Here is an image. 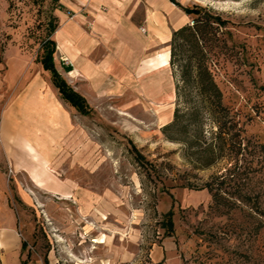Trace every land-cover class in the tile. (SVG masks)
Instances as JSON below:
<instances>
[{"label":"rangeland","instance_id":"1","mask_svg":"<svg viewBox=\"0 0 264 264\" xmlns=\"http://www.w3.org/2000/svg\"><path fill=\"white\" fill-rule=\"evenodd\" d=\"M4 1L0 218H13L11 234L19 246H0V264L23 259L27 264H264V213L256 208L264 210V0L185 2L221 14L229 44L218 70L223 101L230 107L226 131L217 135V123L202 113L197 121L204 132L189 148L163 132L182 104L171 64L152 79L128 78L102 93L79 73L68 72L62 61L71 58L56 52L58 69L90 104L82 113L61 97L38 60L50 13L58 15L66 5L62 0ZM34 71L45 80V103L51 93L69 114L64 133L61 124L48 127L49 147L43 143L45 119L37 118L43 114L42 99L19 96ZM55 115L63 123L61 113ZM33 142H41L38 150ZM204 142L216 144L218 157L210 165L201 164L196 152ZM41 157H51L60 179L75 182L74 196L48 191L28 171L17 169L29 166L42 184ZM214 177L215 188L236 203L214 201L206 187ZM238 188L248 194L246 200L231 195ZM168 211L172 234L165 225Z\"/></svg>","mask_w":264,"mask_h":264},{"label":"crops","instance_id":"2","mask_svg":"<svg viewBox=\"0 0 264 264\" xmlns=\"http://www.w3.org/2000/svg\"><path fill=\"white\" fill-rule=\"evenodd\" d=\"M62 1L67 9H57L60 23L53 36L57 41V52L65 53L72 61H62V66L70 73H79L85 77L94 91L101 89L102 93H108L111 86H121L128 78L133 81L145 80L154 73L167 71L170 66L169 41L173 30L191 18V14L173 0ZM189 1L179 0L183 5ZM4 2L0 0V22L5 8ZM68 65L71 66L68 68ZM26 68L25 65L23 71ZM27 77L19 96L21 100L31 95L42 99L43 114L40 113L37 118L45 119L43 143L49 147L50 140L47 139L46 142V135H50L48 127L52 129L53 126L61 124L60 133H64L69 129V114L63 106L56 103L55 97L49 92V99L45 103V80L40 73L34 71ZM152 78L153 76L150 79ZM55 112L61 113L63 123L57 119ZM20 114L19 117L16 116L19 119ZM41 129L37 127V132ZM30 141L26 144H32ZM34 144L38 150L41 142H33ZM41 159L43 161L40 165L45 174L42 184L36 181L29 166H17V169L22 167L28 171L31 179L48 191L59 193L63 198L74 196L75 182L60 179L54 173L50 166L51 157ZM13 224L12 217L0 218V246L8 247L7 250L19 246L16 236L11 234L14 231Z\"/></svg>","mask_w":264,"mask_h":264},{"label":"trees","instance_id":"3","mask_svg":"<svg viewBox=\"0 0 264 264\" xmlns=\"http://www.w3.org/2000/svg\"><path fill=\"white\" fill-rule=\"evenodd\" d=\"M173 1L191 14L192 19L175 28L169 41L170 64L176 75V91L182 104L179 103L175 107L173 118L163 126V132L172 139L182 141L189 148L199 142V133L204 132L203 123L197 121L202 113L210 114L212 120L217 123V130L214 131L217 135L226 131L225 117L230 114V107L223 101L218 70L229 52V44L224 28L226 19L221 14L200 3L189 6L178 0ZM59 23V16L52 11L41 41L38 60L45 71L50 73L51 80L61 97L80 112L88 113L90 104L86 96L68 82L56 64L57 41L53 35ZM236 121V124L239 123ZM242 131V127L238 126L237 133L241 137ZM261 148L264 151V142H261ZM196 152L199 153L203 165L212 164L218 157L216 144L213 142L199 143ZM215 179L216 177L206 183L214 201L218 202L224 198L233 204L236 203L235 200L227 198L230 196H225L221 189L215 188ZM231 195L244 201L248 194L238 188ZM256 208L264 213L259 205ZM171 213L172 211H168L165 219L168 234H172L174 230ZM26 247L27 241L23 240L22 248ZM22 264H27V260L23 259Z\"/></svg>","mask_w":264,"mask_h":264}]
</instances>
